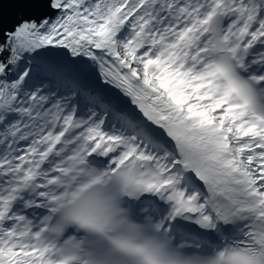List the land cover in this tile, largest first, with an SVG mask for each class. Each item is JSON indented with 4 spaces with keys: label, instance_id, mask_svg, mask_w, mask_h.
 Wrapping results in <instances>:
<instances>
[{
    "label": "snow or ice",
    "instance_id": "obj_1",
    "mask_svg": "<svg viewBox=\"0 0 264 264\" xmlns=\"http://www.w3.org/2000/svg\"><path fill=\"white\" fill-rule=\"evenodd\" d=\"M0 264H264V0H0Z\"/></svg>",
    "mask_w": 264,
    "mask_h": 264
},
{
    "label": "water",
    "instance_id": "obj_2",
    "mask_svg": "<svg viewBox=\"0 0 264 264\" xmlns=\"http://www.w3.org/2000/svg\"><path fill=\"white\" fill-rule=\"evenodd\" d=\"M6 14H11V10H6Z\"/></svg>",
    "mask_w": 264,
    "mask_h": 264
}]
</instances>
